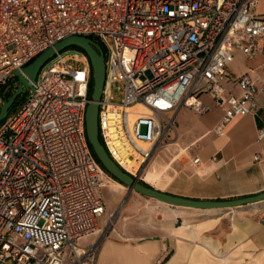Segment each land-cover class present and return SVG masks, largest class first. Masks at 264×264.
<instances>
[{"label": "built area", "instance_id": "obj_1", "mask_svg": "<svg viewBox=\"0 0 264 264\" xmlns=\"http://www.w3.org/2000/svg\"><path fill=\"white\" fill-rule=\"evenodd\" d=\"M258 1L0 0V108L21 85L15 72L44 51L70 36L97 39L107 53L99 136L113 160L143 181L179 109L209 110L201 93L224 111L213 128L219 137L264 104V83L247 74L235 78L241 96L225 87L235 50L249 58L264 53ZM92 87L88 55L65 49L1 121L0 264H95L114 216L102 188L114 178L87 138ZM257 139H264V122ZM259 217L264 223V209ZM90 235L97 239L77 244Z\"/></svg>", "mask_w": 264, "mask_h": 264}, {"label": "crops", "instance_id": "obj_2", "mask_svg": "<svg viewBox=\"0 0 264 264\" xmlns=\"http://www.w3.org/2000/svg\"><path fill=\"white\" fill-rule=\"evenodd\" d=\"M257 11L264 17V0L258 1ZM233 55L225 87L228 94L239 97L243 89L236 77L247 74L255 84L264 83V53L249 58L235 50ZM199 98L209 110L198 114L188 106L179 109L168 145L150 160L145 176L160 175V167L166 173L169 168L175 172L167 173L166 183H161L160 176L155 184L145 178L143 182L199 200H228L264 192V139H257L264 122V104L255 114L235 118L226 135L219 137L213 128L223 109L208 93ZM258 153L261 161L254 158ZM196 157H200L199 163H194ZM179 158L183 160L177 162ZM104 189L113 197L120 192L110 181L102 188L106 209L113 211L114 201H105ZM140 203L136 195L131 197L115 227L101 240L95 264H264V223L259 217L264 202L213 209H161L159 204H147L143 209ZM96 239L97 235H90L78 239L77 244L85 247Z\"/></svg>", "mask_w": 264, "mask_h": 264}, {"label": "water", "instance_id": "obj_3", "mask_svg": "<svg viewBox=\"0 0 264 264\" xmlns=\"http://www.w3.org/2000/svg\"><path fill=\"white\" fill-rule=\"evenodd\" d=\"M71 47H78L84 51L88 55L93 69L92 102L88 105L86 111V133L88 141L103 167L121 183L127 185L130 191H136L174 206L196 209L233 208L264 202V192L228 200H199L174 195L140 181L137 177L132 176L120 167L109 155L99 136V102L104 93L107 64L102 46L90 37L77 35L67 37L36 57L30 64L23 68L22 72L16 71L15 75L21 85L13 92L10 98L1 105L0 123L8 115L17 97L25 92V88L31 87L32 83L36 81L42 66L52 59L57 52Z\"/></svg>", "mask_w": 264, "mask_h": 264}, {"label": "rangeland", "instance_id": "obj_4", "mask_svg": "<svg viewBox=\"0 0 264 264\" xmlns=\"http://www.w3.org/2000/svg\"><path fill=\"white\" fill-rule=\"evenodd\" d=\"M70 50L72 51H75L76 49H73L71 48ZM107 55V54H106ZM91 94H92V90H91ZM26 94L25 93H22L20 94L15 103L13 104L12 108L10 111H13L15 109L18 108V106L21 104V102L24 100ZM114 96H115V100L116 101H120L121 100V97H122V92L119 91V90H114ZM169 142V141H168ZM171 156L168 157V160H170ZM183 159L182 158H179L177 160L178 161H182ZM164 167H160L159 169V172H160V180H161V183H166V175L167 173H170L172 175V173L175 172V169H171L169 168L167 170V173L164 172ZM163 170V171H162ZM117 180H110V183L116 187V189L120 192V195L117 196V197H113L112 195H107V189H104V198H105V201L106 202H110L111 200L114 201V209L113 211H108V215H110L111 213H114V216L112 217V222H109L108 223V228L107 230L110 231L112 230L114 227H115V223H116V220L118 219L119 215L124 211V209L127 207V205L130 203L131 201V197L133 195H136L139 199H140V205L143 209H146V205L147 204H159L161 209H165L166 207L167 208H177V206H174V205H171V204H168L166 202H163V201H160L158 199H155V198H151V197H148L146 195H143L141 193H138L136 191H130L129 190V187L121 182L118 181V183H116ZM125 187V188H124ZM161 187V186H160ZM109 188V187H107ZM110 189V188H109ZM162 189H166V186H162ZM108 217V216H107ZM109 221V220H108Z\"/></svg>", "mask_w": 264, "mask_h": 264}, {"label": "bare ground", "instance_id": "obj_5", "mask_svg": "<svg viewBox=\"0 0 264 264\" xmlns=\"http://www.w3.org/2000/svg\"><path fill=\"white\" fill-rule=\"evenodd\" d=\"M159 174L158 173H147L145 176V180L149 183L155 184L157 180L159 179ZM125 188V187H124Z\"/></svg>", "mask_w": 264, "mask_h": 264}, {"label": "trees", "instance_id": "obj_6", "mask_svg": "<svg viewBox=\"0 0 264 264\" xmlns=\"http://www.w3.org/2000/svg\"><path fill=\"white\" fill-rule=\"evenodd\" d=\"M94 40H96L97 41V39H95V38H93ZM101 46H102V48H103V50H104V52H105V56L107 57V53H106V50H105V48H104V46L100 43V42H98ZM71 48H73V49H76V50H80V51H82L80 48H78V47H71ZM71 48H68V49H71ZM13 93H11L10 94V96L12 95ZM92 148V147H91ZM92 151H93V149H92ZM96 156V155H95ZM109 173V172H108ZM111 175V174H110ZM115 180H117V182L119 181L118 179H116L113 175H111ZM120 182V181H119Z\"/></svg>", "mask_w": 264, "mask_h": 264}]
</instances>
